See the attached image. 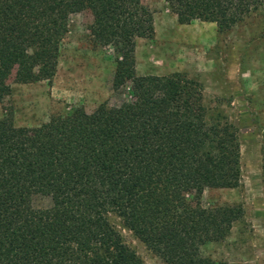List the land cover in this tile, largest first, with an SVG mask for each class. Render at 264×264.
<instances>
[{
    "label": "trees",
    "instance_id": "16d2710c",
    "mask_svg": "<svg viewBox=\"0 0 264 264\" xmlns=\"http://www.w3.org/2000/svg\"><path fill=\"white\" fill-rule=\"evenodd\" d=\"M180 24L229 31L264 0H166ZM117 55V107H79L36 127L0 120V264H145L114 213L165 264H227L202 247L228 238L241 205L204 207L208 189L242 185L238 128L210 118L203 84L185 73L137 74L138 39L155 35L147 0H0V102L14 83L55 77L72 15ZM48 200L49 206L38 201Z\"/></svg>",
    "mask_w": 264,
    "mask_h": 264
},
{
    "label": "rangeland",
    "instance_id": "374dc122",
    "mask_svg": "<svg viewBox=\"0 0 264 264\" xmlns=\"http://www.w3.org/2000/svg\"><path fill=\"white\" fill-rule=\"evenodd\" d=\"M147 3L155 35L137 41V74L178 72L200 81L209 117L224 115L239 130L242 185L208 189L202 203L207 208L241 205L245 217L224 241L204 244L202 254L227 264H264V8L222 32L215 23L180 24L166 0ZM91 23L88 13L71 16L54 78L31 84L9 81L12 91L0 102V120L36 128L79 107L92 113L101 104L117 107L130 100L129 87L113 88L117 55L95 43ZM108 217L145 264H165L122 218L114 213Z\"/></svg>",
    "mask_w": 264,
    "mask_h": 264
}]
</instances>
